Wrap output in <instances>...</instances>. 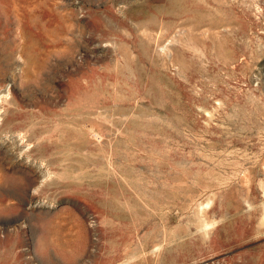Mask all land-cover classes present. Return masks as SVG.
Returning a JSON list of instances; mask_svg holds the SVG:
<instances>
[{
    "label": "rangeland",
    "instance_id": "374dc122",
    "mask_svg": "<svg viewBox=\"0 0 264 264\" xmlns=\"http://www.w3.org/2000/svg\"><path fill=\"white\" fill-rule=\"evenodd\" d=\"M0 90V264H264V0H0Z\"/></svg>",
    "mask_w": 264,
    "mask_h": 264
},
{
    "label": "bare ground",
    "instance_id": "6f19581e",
    "mask_svg": "<svg viewBox=\"0 0 264 264\" xmlns=\"http://www.w3.org/2000/svg\"><path fill=\"white\" fill-rule=\"evenodd\" d=\"M4 92H5V91L2 92V90H0V118L2 117V113L4 112V111H3V112L1 113V110H2V109H1V107H2L1 104H2V102L5 101V100L8 101V100H7V97H8L9 91L6 92V93H4ZM15 142L17 143L18 140L15 139ZM16 145H17V144H16ZM23 147H24V144L22 145V148H21V149H23ZM26 150H27V149H26Z\"/></svg>",
    "mask_w": 264,
    "mask_h": 264
}]
</instances>
